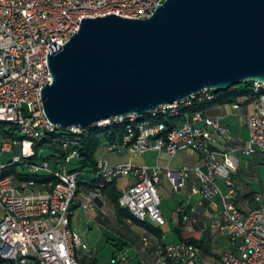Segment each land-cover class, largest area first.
Masks as SVG:
<instances>
[{
	"label": "built area",
	"instance_id": "1",
	"mask_svg": "<svg viewBox=\"0 0 264 264\" xmlns=\"http://www.w3.org/2000/svg\"><path fill=\"white\" fill-rule=\"evenodd\" d=\"M166 0H0V171L10 165H24L28 179L18 184L14 174L0 176V258L12 264H81L77 252L85 248L80 235L70 227L72 206L80 194L77 170L68 167L79 155V136L86 129L70 126V133H52L53 124L44 110L42 90L52 82L48 56L76 33L82 20L116 14L126 18H147ZM226 91V90H224ZM223 91L204 88L181 101L162 104L147 114H129L98 121L88 128L122 125L124 132L109 151L144 155L155 151L170 157L180 150L196 151L201 164L177 168L134 162L107 165L97 161L95 182L81 206L96 208L104 199L103 187L115 178L128 176L133 181L121 188L119 205L140 221L166 224L160 204L158 183L165 176L174 190H182L195 175L198 204L220 199L219 212L206 210L208 227L228 237L231 248L224 251L222 264H264V197L255 195L256 205L247 211L232 201L234 180L231 173L239 167L241 156L264 155V82L250 81L244 92L230 102L233 109H246L241 118L247 127L244 145H232L223 152L214 148L218 133L233 140L217 118L206 117L202 109L223 99ZM72 133V134H71ZM52 137L62 158H46L39 147L36 162L26 159L36 155L35 144ZM217 136V135H216ZM15 153L9 160L2 155ZM51 176L39 184L35 177ZM228 186L224 193L218 179ZM197 206L186 204L178 211L182 221L191 219ZM145 245L148 237H143ZM155 264H205L195 243L181 240L160 242L151 249ZM113 264H125L126 255L116 256Z\"/></svg>",
	"mask_w": 264,
	"mask_h": 264
},
{
	"label": "water",
	"instance_id": "2",
	"mask_svg": "<svg viewBox=\"0 0 264 264\" xmlns=\"http://www.w3.org/2000/svg\"><path fill=\"white\" fill-rule=\"evenodd\" d=\"M48 65L44 110L63 128L264 82V0H166L147 18L86 17Z\"/></svg>",
	"mask_w": 264,
	"mask_h": 264
},
{
	"label": "crops",
	"instance_id": "3",
	"mask_svg": "<svg viewBox=\"0 0 264 264\" xmlns=\"http://www.w3.org/2000/svg\"><path fill=\"white\" fill-rule=\"evenodd\" d=\"M225 104L226 103L209 104L202 109L203 115L206 117L217 118L219 122H221L222 117L225 116V114L222 112ZM241 125L247 130L243 120L241 121ZM227 127L229 129V126L226 124L225 128L227 129ZM228 133L230 137L234 139V136H232L230 132ZM214 136L216 138L214 148L217 150V152H223L224 150L231 147L233 145L232 143H235L232 142V140L223 141V139L218 135L216 136V134H214ZM246 139L244 141L241 139V143H245ZM235 140L237 143L238 138H235ZM18 152L19 148H16L13 153ZM149 152L156 153V162L158 161L160 165L162 164L160 163V159H166L167 161L165 164L172 168H177L184 164L189 166L201 164L199 154L193 150H180L178 153L184 152L182 154L183 159L180 164H176L175 166L172 165V161L170 160L172 157H170L168 154L162 152L158 155V153L155 151ZM178 153L175 155L176 157ZM168 156L169 159L166 158ZM129 161H131V159L120 163ZM131 162L137 163L135 161ZM165 164L162 165L166 166ZM231 176L234 180V194L232 196V201L242 210L247 211L256 205L254 200L255 195L259 194L264 197V155L256 154L250 155L249 157L241 156L239 167L235 172L231 173ZM132 181L133 179L130 180V183ZM218 182L222 191L224 193L228 192V186L225 184V182L220 178L218 179ZM196 185H198V180L195 175H191L185 185L188 186L189 193L188 201L184 204L197 206L196 213L191 215V219L182 221L178 213L179 209L183 205V202H181L175 210V218H171L170 222H175L173 225L168 224L166 217V224L164 226H159L152 221H140L135 219L131 217L127 211H119L105 194L104 199L96 200L95 209H85V211L87 212L86 214L89 220L96 221L102 228L112 233V236H108L109 239L114 241V249L112 251L111 259L116 257L115 253H118L117 256L126 255L125 264H155L151 257V249L157 243L175 242L181 241V239L194 238L196 240L202 241L208 248L207 252H204L203 249L200 248L205 264H222V254L224 251L231 248V243L227 236L208 227L209 220L205 215L206 210L217 211V213L219 212L220 199L216 198L213 201H204L203 204H198L200 195L192 193V188ZM80 186L81 192L79 194L78 201L72 206V212L70 214V227L74 231L76 230L74 228L73 215L77 208L83 209L81 202L85 200L89 189L85 181H82ZM125 186L118 185V188L121 190V188ZM193 197H198L196 202L191 201ZM0 209L1 219L3 213L1 206ZM145 236L149 239L148 245H145L143 242V237ZM83 243L86 247L79 249L77 252V258L79 262L81 264H101L95 255L94 250H88L86 243L84 241ZM111 261L112 260H110V264H113Z\"/></svg>",
	"mask_w": 264,
	"mask_h": 264
},
{
	"label": "rangeland",
	"instance_id": "4",
	"mask_svg": "<svg viewBox=\"0 0 264 264\" xmlns=\"http://www.w3.org/2000/svg\"><path fill=\"white\" fill-rule=\"evenodd\" d=\"M242 83L234 84V86H237ZM248 111H252V107L249 106ZM246 111V106H241L240 109L235 110L232 108L231 103H226L224 105V108L222 109V112L225 114L224 117H222V121L220 124L223 126L226 124L229 126V129L227 127L226 131L230 132L232 136H234V139L232 140L233 145H236L238 147L244 145V143H241V139L244 141L247 137V130L242 127L241 125V116L243 112ZM223 126V127H225ZM218 135V133H215ZM235 138H238V142L236 143ZM223 139V138H222ZM224 141V139H223ZM240 141V142H239ZM232 147V146H231ZM184 152L178 153L177 157H172L170 159L172 161V165H178L182 162V154ZM15 153H6L2 155V160H9L13 157ZM49 154L48 151L44 152V155ZM133 156V157H132ZM156 153L147 152L144 155H138V154H130V153H118L115 151H109L106 148V145L102 143L97 151L96 158L98 160H105L107 165L112 166L117 163L126 161L131 159V161H135L137 163H145V164H155L156 163ZM249 157V156H248ZM169 159V156L166 157ZM166 159H160V163L165 164ZM161 164V165H162ZM166 165V164H165ZM78 164H74V162L68 163L69 168H78ZM81 173L78 174L77 178L78 181H85L89 183L95 182V174L88 172L85 170H77ZM117 184L119 186H125L130 183V180L132 178L128 176H122L118 177ZM81 187V186H80ZM158 193L161 198V204L160 209L163 213V215L167 218L168 224L173 225L175 222H170L171 218H175V210L178 207V205L183 202L184 205L188 201V193L189 188L188 186H185L182 190H174L173 186L170 184L168 179L163 176L160 183H158ZM199 197V196H198ZM198 197H193L191 199L192 202H196ZM182 205V207H183ZM1 212V209H0ZM85 209L83 208H77L74 215H73V223L75 230L80 234L82 240L86 243L88 250L93 249L95 255L99 259V262L101 264H110V260L112 257V251L114 249L113 243L114 241L109 239L108 236H112V233H110L108 230L102 228L96 221L89 220Z\"/></svg>",
	"mask_w": 264,
	"mask_h": 264
},
{
	"label": "trees",
	"instance_id": "5",
	"mask_svg": "<svg viewBox=\"0 0 264 264\" xmlns=\"http://www.w3.org/2000/svg\"><path fill=\"white\" fill-rule=\"evenodd\" d=\"M250 82L242 83L237 86H231L229 89L226 91H223V99H220L216 103H230L233 99L234 96L244 92ZM209 105V104H207ZM207 105H204L198 109H203ZM70 133L66 128H59L58 131L52 133V135H56L58 133ZM124 132L123 126L122 125H117V124H111L107 127L103 128H86L79 136V155L74 158L72 161L74 164H78V168H70L72 170H87L90 173L95 174L97 170V161L98 159L96 158L97 151L99 146L104 143L106 145L107 142H113L118 135H122ZM72 134V133H71ZM43 146L45 148V151H48L49 154L44 155L46 158H62L65 156L66 151L61 150L57 143L53 141L52 137H47L40 143L35 144V150H36V155L34 157L26 159V162H36L39 160V156L37 155L39 147ZM43 152V154H44ZM71 161V162H72ZM26 168L24 165H10L0 171V176H4L7 174H14V176L17 179L18 184H22L25 180L28 179V175L26 174ZM51 176L48 174H41L35 177V180L39 184H43L50 179ZM82 181H79V186ZM88 182H86L87 184ZM88 188L93 185V183L87 184ZM88 189V191H89ZM103 193L108 197V199L114 204V206L119 210H125L126 209L122 208L119 205V196L121 194L120 189L118 188L117 184V179L115 178L113 181L108 182L105 187H103ZM129 214V212L127 211ZM181 240H186L192 243H195L198 245L201 249H203L204 252L208 251V248L206 245L199 240H196L194 238H186V239H181ZM0 264H12L11 261L4 260L0 258Z\"/></svg>",
	"mask_w": 264,
	"mask_h": 264
}]
</instances>
